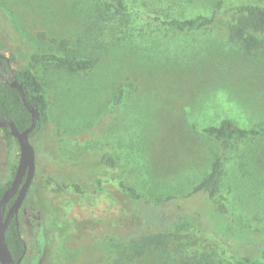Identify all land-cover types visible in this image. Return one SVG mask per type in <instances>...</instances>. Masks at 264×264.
I'll use <instances>...</instances> for the list:
<instances>
[{"label": "rangeland", "instance_id": "rangeland-1", "mask_svg": "<svg viewBox=\"0 0 264 264\" xmlns=\"http://www.w3.org/2000/svg\"><path fill=\"white\" fill-rule=\"evenodd\" d=\"M219 1L124 0L118 17L104 0H0V54L36 76L48 103V125L29 139L35 175L19 211L27 254L20 264H248L239 257L259 255L264 135L225 153L213 202L187 194L222 153L203 128L227 119L248 130L264 121V33H251L259 44L245 50L228 38L229 15L195 31L154 20L207 16ZM51 39L65 40V49ZM33 52L96 62L70 72L30 63ZM106 152L114 170L100 163ZM18 153L0 132V181ZM99 178L104 192L96 194ZM113 178L149 205L131 202ZM182 219L211 236L185 233L181 242L165 234L141 249L122 235L143 228L158 237ZM228 220L244 230L227 229Z\"/></svg>", "mask_w": 264, "mask_h": 264}, {"label": "trees", "instance_id": "trees-1", "mask_svg": "<svg viewBox=\"0 0 264 264\" xmlns=\"http://www.w3.org/2000/svg\"><path fill=\"white\" fill-rule=\"evenodd\" d=\"M104 2L118 14V17L127 12V7L125 5L124 0H104ZM222 15H229L232 18V22L228 25L227 28L228 38L231 41L239 42L245 50H252L258 46V39L251 33H264V5L242 4L235 6L229 3V0H220L215 5L212 12L207 16L198 15L188 19L154 18V20L168 27L175 28L177 30L195 31L204 27L211 26L217 20V18ZM50 42L52 44H57L59 50L65 49V40L57 42L56 40L51 39ZM27 58L29 62L33 64L51 63L57 66L58 68L70 72L88 71L95 65L96 62L95 59H69L54 53L39 54L33 52L27 54ZM9 60H13L12 55L9 57ZM15 76L22 86V89L25 93V99L29 104L36 107L39 112V120L37 121L34 130L29 135V139H37L38 135L48 125V103L42 93L41 84L39 83L36 76L29 69L23 68L20 70H16ZM118 100L119 99L117 98L115 103H117ZM0 117H7L14 123V125L19 131L28 127L31 120L30 113L23 106L19 98L18 92L2 82H0ZM0 132L2 134V139L6 141L7 144H9L10 141H14L15 144H17L16 140L9 134V131L7 129H0ZM202 132L205 133L207 136L217 140L222 153L211 164L209 173L205 176L203 180H201L196 186L193 187L191 192L187 194V197L193 196L201 192L204 193L207 198L213 202L221 176V167L223 160L222 157L227 151L232 150L234 148L236 141L248 137L264 135V121L256 128L244 130L235 126L230 120L223 119L218 126L205 127L202 129ZM18 157L16 156L13 162L7 161L8 175L5 181H0V198L4 190L9 186L11 179L15 173ZM100 163L110 170L115 169V159L108 152L101 155ZM102 181L103 180L100 178L97 179L99 189L97 190L96 194H98L99 191L104 192V190L100 187L103 183ZM113 182L116 187L130 199L131 202L134 203L137 201H142L144 204L149 205V203L146 202L143 198H141V196L132 187L127 186L116 179H114ZM72 186L76 190H78V187L76 185ZM64 188H66V186L58 187L56 191L58 192L61 189L65 190ZM11 202L12 200L8 202V205ZM63 211H65V209ZM159 217L160 216L157 217V221L159 220ZM227 222V229H230L228 227H231V229H236L240 231L244 230L242 227L231 223L229 220ZM143 226L147 228V226L144 225V222ZM139 228L141 227L139 226ZM143 230L144 229L141 228L140 233H133V231L127 232L126 230H124L122 232V235L132 239H139L138 248L141 249L149 248L153 245L160 243L165 234L166 236L169 235L170 237H172L175 241H181L185 233L187 235L194 233L197 237L207 236V234L210 235L206 231V225L202 229L192 230L189 221L186 219L176 221L169 228L166 229V233H159L158 237H154L151 235H143L141 233V231ZM18 231L19 233H17L15 222L11 221L5 231V242L8 246L12 258L16 260L22 256L21 262H23L27 254L24 250L25 244L23 238L20 235V228ZM258 231L259 230L254 229L251 230V233L254 234ZM212 238L214 240L222 241L223 243L226 242V239L224 237L220 239H215L212 236ZM261 249L262 250L259 251L258 256L252 258L242 256L239 257V260L243 263L248 264H264V261H261V259L264 258V245L261 246Z\"/></svg>", "mask_w": 264, "mask_h": 264}, {"label": "water", "instance_id": "water-1", "mask_svg": "<svg viewBox=\"0 0 264 264\" xmlns=\"http://www.w3.org/2000/svg\"><path fill=\"white\" fill-rule=\"evenodd\" d=\"M0 81L18 92L23 106L31 116L29 126L21 131L7 117H0V129H7L9 131V134L16 140L19 150L15 173L9 186L4 190L0 198V264H20L22 256L16 260L12 258L5 242V231L9 222L13 219L18 232V211L35 175V150L29 141V135L39 120V112L36 107L29 104L25 99V93L13 72L9 57L2 54H0ZM13 197V202L5 212L7 203Z\"/></svg>", "mask_w": 264, "mask_h": 264}, {"label": "flooded vegetation", "instance_id": "flooded-vegetation-1", "mask_svg": "<svg viewBox=\"0 0 264 264\" xmlns=\"http://www.w3.org/2000/svg\"><path fill=\"white\" fill-rule=\"evenodd\" d=\"M4 67V66H3ZM13 72H14V74H15V70H13ZM1 82V81H0ZM3 83V82H2ZM31 186V185H30ZM29 189H30V187H29ZM29 189H28V191H29ZM28 191H27V194H28ZM27 194H26V196H27ZM26 196H25V199H26ZM25 199H24V201H25ZM10 200H12V202H13V200H14V197L13 198H11ZM9 200V201H10ZM24 201H23V203H24ZM11 202V203H12ZM11 203L8 205V203H7V205H6V208H5V212L7 211V209H8V207L11 205ZM23 203H22V205H21V207H20V209H19V211L22 209V207H23ZM19 211H18V215H17V221H18V230H19V228H20V230H21V227H20V223H19ZM11 221H14L13 219H11ZM10 221V222H11ZM10 222H9V224H10ZM15 222V221H14ZM8 224V225H9ZM16 225V224H15ZM17 233H19V231L17 232ZM21 235V234H20ZM24 244H25V242H24ZM25 251H26V246H25Z\"/></svg>", "mask_w": 264, "mask_h": 264}]
</instances>
